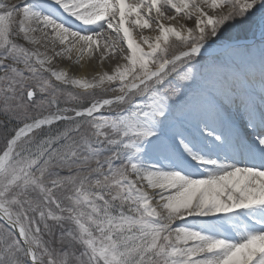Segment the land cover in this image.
<instances>
[{"label": "snow or ice", "instance_id": "1", "mask_svg": "<svg viewBox=\"0 0 264 264\" xmlns=\"http://www.w3.org/2000/svg\"><path fill=\"white\" fill-rule=\"evenodd\" d=\"M0 264H264V0H0Z\"/></svg>", "mask_w": 264, "mask_h": 264}, {"label": "rangeland", "instance_id": "2", "mask_svg": "<svg viewBox=\"0 0 264 264\" xmlns=\"http://www.w3.org/2000/svg\"><path fill=\"white\" fill-rule=\"evenodd\" d=\"M9 2L15 3L17 2V0H9Z\"/></svg>", "mask_w": 264, "mask_h": 264}]
</instances>
